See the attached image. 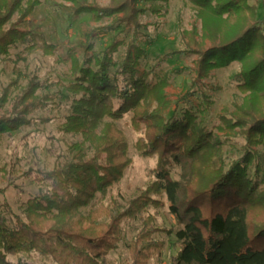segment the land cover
Segmentation results:
<instances>
[{
    "label": "trees",
    "instance_id": "1",
    "mask_svg": "<svg viewBox=\"0 0 264 264\" xmlns=\"http://www.w3.org/2000/svg\"><path fill=\"white\" fill-rule=\"evenodd\" d=\"M67 1L73 17L86 13L95 21L113 17L114 22L102 30L118 23L132 25V38L120 60L115 55L124 42L117 39L86 58L84 67L71 52L73 82L65 85L34 76L14 100L12 111L0 117L1 142L4 135L32 125L35 111L47 109L56 99L68 100L70 114L57 131L82 135L91 149L88 156L81 143H74L68 161L34 173L33 181L49 183V188L29 198L23 217L15 216L13 223L0 217V264H34L8 260L32 253L51 264H105L122 240L123 222L140 214L141 227L127 244L126 264H149L160 255L163 241L155 238L159 233L172 234L179 245L168 264H264V13L258 18V0L252 4L189 0L201 21L202 38L213 42L206 50L179 51L197 55L192 87L211 88L203 79L212 70L239 63L235 76L243 97L233 104V111L219 115L217 135L197 121V114L211 105L207 95H202V107L190 100L192 91L171 103L165 78L148 81L137 74L146 54L136 43L142 27L139 16L147 11L160 14L168 0H109L107 6ZM260 3L264 12V0ZM40 4V0H0V56L18 45L23 53L54 54L57 45L43 34L11 24L14 15L18 22L24 21ZM17 82L1 88L0 107ZM53 86L65 88L68 95L61 90L38 95ZM180 104L184 108L179 116ZM129 113L138 134L136 150L142 157L157 159L155 179L127 207L95 203L97 194L119 183L132 163L128 139L118 126ZM236 136L244 141L239 154L224 151L223 140ZM169 167L178 168L179 175L167 184ZM165 190L169 211L180 226L176 229L159 227L157 215L147 214L150 207L164 205Z\"/></svg>",
    "mask_w": 264,
    "mask_h": 264
},
{
    "label": "rangeland",
    "instance_id": "2",
    "mask_svg": "<svg viewBox=\"0 0 264 264\" xmlns=\"http://www.w3.org/2000/svg\"><path fill=\"white\" fill-rule=\"evenodd\" d=\"M41 4L24 21H17V14L12 18V25L20 30H30L43 34L52 44L57 45L53 55H44L39 50L30 53L22 52V45L12 47L7 54L0 56V95L1 88L17 80V86L11 91L7 102L0 107V117L12 111L14 100L21 95L28 81L36 76L40 80L49 78L67 85L74 81L69 54L72 52L79 59L81 67L86 65L85 59L94 53H100L112 40H122L124 44L115 55L120 60L131 41L133 26L123 23L116 24L111 30H102L109 27L113 17H104L95 21L91 14H81L73 17L67 0H40ZM87 4L107 6L109 0H79ZM258 18L263 16V6L258 0ZM158 3H161L158 1ZM254 3V0H250ZM165 10L160 14L147 11L139 16L140 35L137 45L145 50V57L141 58L137 67V74L148 81L165 78L168 82L165 87L167 99L175 102L186 91L194 92L190 100L195 107L204 106L202 95L205 94L211 101L205 113L197 114V121L213 135L220 134L215 125L219 115L226 110L233 111V104L241 103L243 94L237 89L236 73L239 63L232 62L228 66L214 69L209 78L203 79L211 88L196 85L192 87L195 77L194 60L197 55H185L179 51L186 49L206 50L212 47L213 42L202 38L201 21L196 12L190 7L189 0H168ZM143 6L148 7L149 4ZM122 16L123 13L118 14ZM93 29H99L93 32ZM93 32V33H92ZM90 34V36L88 35ZM91 45V48L86 49ZM68 95V91L59 86L38 91V95L45 92ZM48 108L35 111L30 117L34 122L12 134L4 135L0 142V217L13 223L15 216L23 217L25 202L39 195L49 188V183H37L32 176L36 171H50L59 163L68 161L71 156V145L81 143L88 156L91 154L89 143L80 134H62L57 127L64 117L70 114V101L56 99L48 104ZM184 105L180 104L177 114L180 116ZM130 113L127 114L118 126L128 139L131 165L125 170L121 181L104 194H97L95 203L115 202L119 207H127L129 201L137 198L141 191L155 179L153 169L157 164L155 157H142L135 148L138 134L130 125ZM244 144L240 136L223 140V150L239 154ZM179 170L169 167L165 178L167 184L178 178ZM168 191L162 195V207L148 209V213L157 215L155 224L162 228L176 229L174 216L170 213L167 200ZM146 214V215H147ZM145 215V214H144ZM142 214L136 218H128L123 222L122 240L117 249L112 251L105 264H126L128 260L127 244L141 227ZM155 238L163 241V250L156 255L149 264H168L169 257L174 255L179 245L174 236L159 233ZM12 263L51 264L44 257L37 254H19L10 256Z\"/></svg>",
    "mask_w": 264,
    "mask_h": 264
}]
</instances>
